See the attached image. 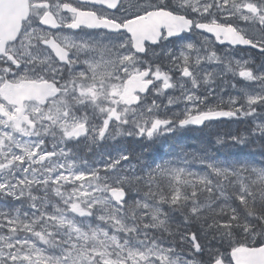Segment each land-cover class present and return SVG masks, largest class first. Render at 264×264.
Wrapping results in <instances>:
<instances>
[{
	"label": "snow or ice",
	"instance_id": "6c2138e0",
	"mask_svg": "<svg viewBox=\"0 0 264 264\" xmlns=\"http://www.w3.org/2000/svg\"><path fill=\"white\" fill-rule=\"evenodd\" d=\"M0 264H264V0H0Z\"/></svg>",
	"mask_w": 264,
	"mask_h": 264
},
{
	"label": "rangeland",
	"instance_id": "374dc122",
	"mask_svg": "<svg viewBox=\"0 0 264 264\" xmlns=\"http://www.w3.org/2000/svg\"><path fill=\"white\" fill-rule=\"evenodd\" d=\"M235 127H236V125H231V128H235ZM219 128H220V130H223V131L229 130V126L228 125H220ZM202 133H203V137L204 138H200V135L197 132H194V133H191L190 132L189 133L190 139L191 140H202V139H206L207 138V130H205Z\"/></svg>",
	"mask_w": 264,
	"mask_h": 264
},
{
	"label": "trees",
	"instance_id": "16d2710c",
	"mask_svg": "<svg viewBox=\"0 0 264 264\" xmlns=\"http://www.w3.org/2000/svg\"><path fill=\"white\" fill-rule=\"evenodd\" d=\"M189 133H190V132H189ZM189 133H186V134H185V137H184V138L187 139V140H191V139H190V135H189ZM170 142H171L170 140H166V141H165L166 144H167V143H170Z\"/></svg>",
	"mask_w": 264,
	"mask_h": 264
},
{
	"label": "flooded vegetation",
	"instance_id": "af4514ba",
	"mask_svg": "<svg viewBox=\"0 0 264 264\" xmlns=\"http://www.w3.org/2000/svg\"><path fill=\"white\" fill-rule=\"evenodd\" d=\"M192 133H194V132H192ZM201 138H204L203 136H201Z\"/></svg>",
	"mask_w": 264,
	"mask_h": 264
}]
</instances>
